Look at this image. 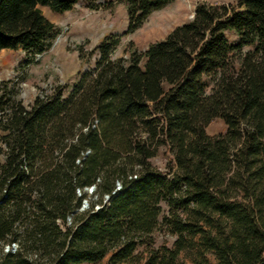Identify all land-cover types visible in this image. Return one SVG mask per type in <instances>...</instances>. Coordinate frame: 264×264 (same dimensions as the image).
<instances>
[{"label":"trees","instance_id":"trees-1","mask_svg":"<svg viewBox=\"0 0 264 264\" xmlns=\"http://www.w3.org/2000/svg\"><path fill=\"white\" fill-rule=\"evenodd\" d=\"M81 1L0 0V53L32 64L58 36L40 7ZM122 1L131 33L174 0ZM119 45L106 36L68 92L27 104L0 85V264H264V0L200 3L129 60Z\"/></svg>","mask_w":264,"mask_h":264},{"label":"rangeland","instance_id":"rangeland-1","mask_svg":"<svg viewBox=\"0 0 264 264\" xmlns=\"http://www.w3.org/2000/svg\"><path fill=\"white\" fill-rule=\"evenodd\" d=\"M200 3L233 7L237 5L238 0H174L165 8L153 12L139 29L131 33L128 31L126 5L122 0H95L93 4L81 1L66 13H55L47 7H40L43 14L58 27V36L52 48L43 55L36 56L30 65L25 63L28 57L21 49L1 52L0 85H17L20 97L27 104L36 96L49 92L53 86L68 87V92L80 72L95 68L98 55H91V51L95 50L106 36H116L120 39V45L112 58L129 60L133 51L142 55L151 45L164 40L175 28L189 22ZM79 46H83L84 53L90 55V61L86 64L82 63ZM225 132L226 125L222 120H215L207 128V133L211 136ZM168 158V154L162 151L153 163L163 169ZM89 189V194L94 193ZM85 201L90 207V200ZM155 236L159 245L171 244L174 240L162 232Z\"/></svg>","mask_w":264,"mask_h":264},{"label":"water","instance_id":"water-1","mask_svg":"<svg viewBox=\"0 0 264 264\" xmlns=\"http://www.w3.org/2000/svg\"><path fill=\"white\" fill-rule=\"evenodd\" d=\"M95 189H96V186H93V187H91V188L89 189V191H90V192H93V191H95ZM88 207H89V204H88L87 201H85V202H84V205H83V207L81 208L80 211H84V210L87 209Z\"/></svg>","mask_w":264,"mask_h":264},{"label":"built area","instance_id":"built-area-1","mask_svg":"<svg viewBox=\"0 0 264 264\" xmlns=\"http://www.w3.org/2000/svg\"><path fill=\"white\" fill-rule=\"evenodd\" d=\"M17 247H18V246H17L16 244H13L12 247L7 246L5 250H6L7 252L10 251V250L13 251V252H16Z\"/></svg>","mask_w":264,"mask_h":264}]
</instances>
